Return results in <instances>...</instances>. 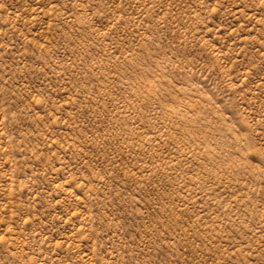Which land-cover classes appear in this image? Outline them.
I'll use <instances>...</instances> for the list:
<instances>
[{"label":"rangeland","instance_id":"rangeland-1","mask_svg":"<svg viewBox=\"0 0 264 264\" xmlns=\"http://www.w3.org/2000/svg\"><path fill=\"white\" fill-rule=\"evenodd\" d=\"M0 264H264V0H0Z\"/></svg>","mask_w":264,"mask_h":264}]
</instances>
